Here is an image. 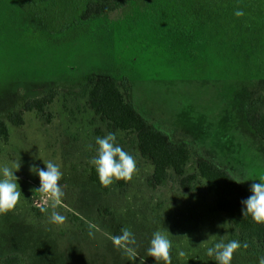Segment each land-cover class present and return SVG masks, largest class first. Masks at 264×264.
I'll list each match as a JSON object with an SVG mask.
<instances>
[{
    "label": "rangeland",
    "instance_id": "obj_1",
    "mask_svg": "<svg viewBox=\"0 0 264 264\" xmlns=\"http://www.w3.org/2000/svg\"><path fill=\"white\" fill-rule=\"evenodd\" d=\"M88 1L0 0V119L9 127L0 166L20 164L14 174L22 193L0 214V264L11 256L20 264H156L147 249L157 230L172 241V264H217L206 250L229 242L231 225L214 197L202 181L184 193L172 173L151 189L153 167L134 136L114 133L136 160L127 186L114 181L104 193L90 181L96 138L111 132L75 92L91 75L118 81L149 124L193 149L189 173L202 158L243 180L251 196L264 177V141L248 126L245 108L264 100V0H136L80 21ZM51 91L57 96L43 113L24 111ZM18 112L21 127L8 121ZM47 161L63 173L65 195L55 211L66 221L59 225L50 222L51 201L35 191L40 180L30 171L46 170ZM122 228L135 235V258L113 245ZM231 264L259 258L239 249Z\"/></svg>",
    "mask_w": 264,
    "mask_h": 264
},
{
    "label": "trees",
    "instance_id": "obj_2",
    "mask_svg": "<svg viewBox=\"0 0 264 264\" xmlns=\"http://www.w3.org/2000/svg\"><path fill=\"white\" fill-rule=\"evenodd\" d=\"M32 1L46 3L49 0ZM134 1L136 0H89L79 20L89 21L107 16ZM123 85L129 89L127 82H123ZM75 93L87 100L90 110L107 124L111 133L121 132L136 138L141 157L148 160L153 167V173L147 181L151 189L164 187L169 181L170 173L178 180L184 193L195 192L197 185L202 181L206 192L215 199V210L224 214L231 225L230 241L238 240L242 245L247 242L248 248L241 247V250L252 257H264V224L255 223L251 216L243 217L242 208L245 206L242 201L249 198L250 194L240 183L226 171L202 158L194 161V171L189 173L193 149L185 143L171 142L165 133L149 124L126 99L118 81L91 75ZM56 96V92L51 91L41 98H35L25 105L24 111L43 113ZM245 118L251 130L264 141V100H252L245 108ZM8 121L17 127L23 126V112L13 113ZM8 139L9 127L0 119V140L7 142ZM90 181L102 192H109L108 187L99 183L95 169L91 171ZM116 182L120 189L127 186V182L123 180ZM32 211L37 215L41 213L34 208ZM2 263L20 264L18 256L8 257Z\"/></svg>",
    "mask_w": 264,
    "mask_h": 264
},
{
    "label": "clouds",
    "instance_id": "obj_3",
    "mask_svg": "<svg viewBox=\"0 0 264 264\" xmlns=\"http://www.w3.org/2000/svg\"><path fill=\"white\" fill-rule=\"evenodd\" d=\"M237 17H242L244 12L237 10ZM97 154L90 160V164L95 167L98 175L99 183L103 187H109L114 181L123 180L131 181L137 171L135 158L126 152L120 145L116 143V135L108 133L104 137L96 138ZM45 169H39L35 165L30 168V171L37 174L40 180V186L35 191L41 193L47 200L51 201L53 211L50 214V222L54 224H63L66 217L55 211L58 203L64 197L65 193L60 184L63 173L60 166L52 161L44 162ZM13 168L4 165L0 166V214H6L13 210L20 201L21 190L17 183L18 177L14 174L19 170L20 164L14 165ZM237 183H242L243 180H235ZM252 195L242 201L245 206L242 208V215L251 216L257 224H264V177H261L259 183L251 185ZM42 213H47V207H41ZM92 235V233H89ZM113 245L117 248L124 249L134 257V251L131 246L136 244L135 235L128 228H122L121 234L112 237ZM241 247L247 249L248 243L243 245L238 240H231L225 243L223 240L214 244L206 250L209 257H214L217 264H231L234 253ZM172 241L168 236L160 230L152 234L150 246L147 249V256L153 257L156 264H172L171 258ZM180 256L184 255L181 251ZM259 264H264V257L259 258Z\"/></svg>",
    "mask_w": 264,
    "mask_h": 264
}]
</instances>
